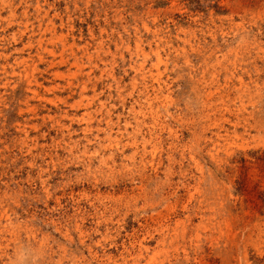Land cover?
<instances>
[{
  "label": "rangeland",
  "instance_id": "obj_1",
  "mask_svg": "<svg viewBox=\"0 0 264 264\" xmlns=\"http://www.w3.org/2000/svg\"><path fill=\"white\" fill-rule=\"evenodd\" d=\"M0 54V264H264V0H0Z\"/></svg>",
  "mask_w": 264,
  "mask_h": 264
},
{
  "label": "bare ground",
  "instance_id": "obj_2",
  "mask_svg": "<svg viewBox=\"0 0 264 264\" xmlns=\"http://www.w3.org/2000/svg\"><path fill=\"white\" fill-rule=\"evenodd\" d=\"M9 1V0H8ZM24 2V1H23ZM5 4V3H4ZM24 6V5H23ZM27 6V5H26ZM36 7V6H35ZM37 9V8H36ZM42 11V10H41ZM26 12V11H25ZM48 13V12H47ZM28 14V13H27ZM26 14V15H27ZM24 15V14H23ZM47 16V15H46ZM138 18V17H137ZM46 19V18H45ZM38 20V19H37ZM42 22V20H39L38 21V23H37V30L36 31H32V34L30 35V37L32 38V42L30 41L29 43H28V45L30 46L31 45V47L33 46V45H35L36 44V48H41L42 47V44L44 43V41H45V34H46V32H50L52 29H50L49 28V26L48 25H45V24H42L41 23ZM53 25H51V27H52ZM27 28H28V26H27ZM136 28H134V30H135ZM157 31H159V30H157ZM23 33H24V31H22ZM147 32V31H146ZM151 32V31H150ZM54 33H56V32H54ZM53 33V34H54ZM137 33V32H136ZM158 33V32H157ZM50 34V33H49ZM151 34V33H150ZM139 36V35H138ZM141 37V36H140ZM92 39V38H91ZM129 39V38H128ZM127 39V40H128ZM138 39V38H137ZM139 40V39H138ZM123 41V40H122ZM148 41V40H147ZM170 41V40H169ZM150 42V41H149ZM35 43V44H34ZM139 43V42H138ZM147 44V43H146ZM167 44V43H166ZM171 44V43H170ZM143 45V44H142ZM25 46V45H24ZM87 46V45H86ZM86 46H84V47H86ZM123 46V45H122ZM125 46V45H124ZM171 46V45H170ZM84 47H82V48H84ZM256 47H258V46H256ZM255 47V48H256ZM261 47V46H260ZM102 48V47H101ZM118 48V47H117ZM167 48V47H166ZM150 49V48H149ZM87 49H84L83 51L85 52ZM144 50V49H143ZM145 51V50H144ZM196 51H199V49L198 50H196ZM260 51V50H259ZM261 51H262V49H261ZM19 52V51H18ZM6 53V52H5ZM158 53V52H157ZM258 53V52H257ZM74 54V53H73ZM166 54V53H165ZM198 54V53H197ZM202 54V53H201ZM1 55V54H0ZM208 55V54H207ZM10 56V55H9ZM210 56V55H209ZM133 57H134V55H133ZM206 57V56H205ZM222 57V56H221ZM1 58V57H0ZM214 58V57H213ZM209 61H211V60H209ZM14 64L15 65H21V64H23V63H25V59L23 58V57H15L14 58ZM211 63H213V62H211ZM210 63V64H211ZM218 63H220L219 61H216V63H214V64H212L213 66H215V65H218ZM141 64V63H140ZM204 64V63H203ZM206 64V63H205ZM15 65H13V66H15ZM143 65V64H142ZM141 65V66H142ZM145 65V64H144ZM1 66V65H0ZM9 66V65H8ZM13 66L11 67V68H13ZM212 66V67H213ZM134 68V67H133ZM210 68V67H209ZM139 70V69H138ZM150 70V69H149ZM217 70V69H216ZM203 71V70H202ZM204 71H205V69H204ZM215 71V70H214ZM137 72V71H136ZM16 73V72H15ZM141 73V72H140ZM143 73V72H142ZM249 74V73H248ZM145 77V76H144ZM200 77H203V76H200ZM213 77V76H212ZM204 78V77H203ZM214 79V78H213ZM41 81V80H40ZM202 81V80H201ZM215 81V80H214ZM237 81H242L241 80V77L239 76L238 78H237ZM36 82V81H35ZM32 83V82H31ZM144 83H145V81H144ZM228 83V82H227ZM257 83V82H256ZM255 83V84H256ZM26 84H27V82H26ZM28 84H30V83H28ZM37 84V83H36ZM201 84V83H200ZM203 85L205 84V81H204V83H202ZM201 84V85H202ZM240 84V83H239ZM208 85V84H207ZM206 85V86H207ZM211 85V84H210ZM148 86V85H147ZM230 86V89H231V91L233 92V91H235L236 93H238V90H239V88L238 87H235L234 86V83H232L231 85H229ZM246 87L247 86H244V87H242L243 88V90L244 89H246ZM198 88V87H197ZM28 89V88H27ZM209 90H210V88H208ZM32 90H34V89H32ZM196 90V89H195ZM203 90V89H202ZM218 90V89H217ZM216 90V91H217ZM240 90H242V89H240ZM227 91V90H226ZM230 91V92H231ZM32 92V91H31ZM34 92H35V90H34ZM212 92V91H211ZM213 93H214V91H213ZM211 94V93H210ZM241 94H243V93H241ZM240 94V95H241ZM141 95V94H140ZM139 95V96H140ZM224 95H225V93H224ZM228 95H230V94H228ZM227 95V96H228ZM237 95H238V97L240 96L239 94H236L235 95V98H237ZM211 96V95H210ZM242 96V95H241ZM226 97V96H225ZM158 98V97H157ZM212 98V97H211ZM238 99V98H237ZM152 101V100H151ZM151 104V103H150ZM141 105V104H140ZM148 105V104H147ZM150 106V105H149ZM142 107V106H141ZM145 108V107H144ZM253 109V108H252ZM237 110V109H236ZM254 111V110H253ZM253 114L250 112V113H248V118L246 119V127L247 128H249V127H251V128H254V129H256L257 130V132H255V136L254 137H257L258 139H262L263 141H264V137H263V134H264V119H262V120H259V121H257L256 119L254 120L253 119V116H252ZM245 116V115H244ZM255 118V117H254ZM157 119V118H156ZM251 119L253 120L252 122L253 123H250L251 122ZM154 121V120H153ZM144 122V121H143ZM156 122V121H155ZM146 123V122H145ZM230 123V122H229ZM128 125V124H127ZM148 125V124H147ZM153 127V126H152ZM245 127V126H244ZM149 129V128H148ZM153 129V128H152ZM151 129V130H152ZM140 131V130H139ZM245 133V132H244ZM249 133V132H248ZM257 133V134H256ZM141 134V133H140ZM172 134V133H171ZM150 137V136H149ZM145 139V138H144ZM257 139V140H258ZM241 140V139H240ZM255 140V139H254ZM146 141V140H145ZM217 142V141H216ZM262 143H264V142H262ZM145 147V146H144ZM139 148V147H138ZM257 152V151H256ZM192 156V155H191ZM248 157V156H247ZM127 181V180H126ZM262 186H263V188H264V178H262ZM175 191V190H174ZM170 194V193H169ZM175 196V195H174ZM165 201V200H164ZM183 205V204H182ZM186 214V213H185ZM202 214V213H201ZM213 214V213H212ZM194 215H195V213H194ZM200 216V215H199ZM211 216V215H210ZM219 216H221V215H219ZM206 217H208V216H206ZM222 217V216H221ZM200 218V217H199ZM153 220V217L152 216H149L148 218H145V220H144V223H148V221L149 220ZM216 219V218H215ZM218 219H220V218H218ZM178 221V220H177ZM203 221V220H202ZM187 223L185 222V224L182 222V224H181V226H182V232H184V229H185V225H186ZM240 224V223H239ZM246 224L247 223H245L242 227H240V228H238L237 229V234H240V236H241V234H243V233H245L246 231H247V229H248V227L249 226H246ZM261 224V223H260ZM148 225V224H147ZM164 226V225H163ZM168 226V225H167ZM227 226L229 227V228H231L232 229V226L229 224V223H227ZM238 226V225H237ZM184 228V229H183ZM161 229H162V227H161ZM160 229V230H161ZM162 232V231H161ZM249 233V232H248ZM160 234V233H159ZM144 239V238H143ZM138 240V239H137ZM232 240H233V237H232ZM139 242V241H138ZM137 244V243H136ZM146 246V245H145ZM140 249V248H139ZM229 256V254H228V252H224V255L222 256V255H220V257L222 258V260H225V257H228Z\"/></svg>",
  "mask_w": 264,
  "mask_h": 264
}]
</instances>
